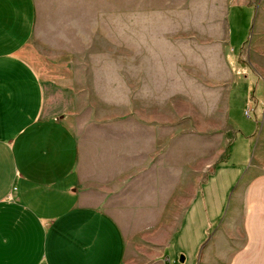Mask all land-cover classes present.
<instances>
[{"label":"crops","instance_id":"obj_1","mask_svg":"<svg viewBox=\"0 0 264 264\" xmlns=\"http://www.w3.org/2000/svg\"><path fill=\"white\" fill-rule=\"evenodd\" d=\"M37 20L35 0H0V264H198L238 183L264 169V68L229 69L224 128L186 134L146 84L81 135L73 90L28 56ZM232 37L235 65L251 36ZM253 219L264 230V210Z\"/></svg>","mask_w":264,"mask_h":264},{"label":"rangeland","instance_id":"obj_2","mask_svg":"<svg viewBox=\"0 0 264 264\" xmlns=\"http://www.w3.org/2000/svg\"><path fill=\"white\" fill-rule=\"evenodd\" d=\"M252 1L255 16L239 0H35L28 56L44 81L73 90L68 110L81 135L126 114L130 90L144 95L146 84L162 90L186 134L204 133L209 121L225 127L229 69L264 68V0ZM228 34L232 46L251 36L235 65ZM263 185L264 169L253 167L211 228L198 264H264V230L253 219L264 210Z\"/></svg>","mask_w":264,"mask_h":264},{"label":"built area","instance_id":"obj_3","mask_svg":"<svg viewBox=\"0 0 264 264\" xmlns=\"http://www.w3.org/2000/svg\"><path fill=\"white\" fill-rule=\"evenodd\" d=\"M247 114H248V112H247Z\"/></svg>","mask_w":264,"mask_h":264}]
</instances>
